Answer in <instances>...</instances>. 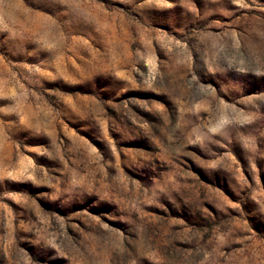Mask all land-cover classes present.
I'll return each mask as SVG.
<instances>
[{"label":"rangeland","instance_id":"obj_1","mask_svg":"<svg viewBox=\"0 0 264 264\" xmlns=\"http://www.w3.org/2000/svg\"><path fill=\"white\" fill-rule=\"evenodd\" d=\"M0 264H264V0H0Z\"/></svg>","mask_w":264,"mask_h":264}]
</instances>
